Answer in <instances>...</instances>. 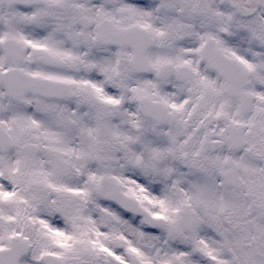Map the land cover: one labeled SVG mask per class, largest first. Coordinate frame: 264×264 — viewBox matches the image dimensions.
<instances>
[{"label": "snow or ice", "instance_id": "1", "mask_svg": "<svg viewBox=\"0 0 264 264\" xmlns=\"http://www.w3.org/2000/svg\"><path fill=\"white\" fill-rule=\"evenodd\" d=\"M0 264H264V0H0Z\"/></svg>", "mask_w": 264, "mask_h": 264}]
</instances>
